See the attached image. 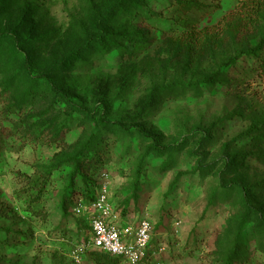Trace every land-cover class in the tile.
<instances>
[{
    "label": "rangeland",
    "instance_id": "374dc122",
    "mask_svg": "<svg viewBox=\"0 0 264 264\" xmlns=\"http://www.w3.org/2000/svg\"><path fill=\"white\" fill-rule=\"evenodd\" d=\"M118 1L0 0V31L21 43L0 42V264H66L88 226L67 198L64 160L94 124L65 118L45 78L93 112L101 136L82 158L87 175H108L122 223L150 221L151 244L165 246L154 262L224 264L237 240L231 264H264V55L251 54L264 0H128L107 17ZM100 21L112 43L70 56ZM102 111L139 114L128 125L162 145L190 140L163 166L166 155L145 154L150 140L102 127Z\"/></svg>",
    "mask_w": 264,
    "mask_h": 264
},
{
    "label": "trees",
    "instance_id": "16d2710c",
    "mask_svg": "<svg viewBox=\"0 0 264 264\" xmlns=\"http://www.w3.org/2000/svg\"><path fill=\"white\" fill-rule=\"evenodd\" d=\"M124 1L128 0H119L116 2L113 7L110 9L107 17H110L116 10L120 8L122 3ZM140 1V0H139ZM106 17V18H107ZM105 18V19H106ZM104 19V21H105ZM101 22V21H100ZM98 24V30H99V35L96 38H92L88 40L86 43L83 45L79 46L78 48L74 49L71 53L70 56H76L79 55L83 52H86L88 50L92 49L93 44H102V45H108L111 44L112 41L110 37L106 33V28L104 26V23L102 22ZM4 40H9L13 42V44L17 47L20 46V40L17 35H15L14 32L9 31V30H3L0 31V42ZM253 54V57H258L262 54L261 58H263L264 55V38L262 39L261 43L258 45V47L254 50L251 51ZM19 53H23L21 50H19ZM264 60V58H263ZM261 61L264 64V61ZM23 63H24V68L27 70L28 73L31 72V66L29 62V58L27 55H23ZM34 79L35 85L39 87L42 84L48 83L49 84V92L52 94L53 101L60 105L64 106L67 113L65 118H69L70 116H77V115H82L85 119L87 118L91 124H94L93 127L95 128L92 132L91 135L81 144L80 148L75 152L70 155H68L64 163H72L74 164L73 171L70 175V181H69V193H68V200L69 203L73 206L76 204L78 200H84L88 202L89 200L93 199L95 195V191L98 188V182L97 179H94V174L90 173L87 175V167L83 165L82 158H84V154L87 153L89 150L92 149L94 142L98 141L101 134L100 131L97 127L98 123L93 121V112H90L86 109H84L79 102L76 101V99L61 89L51 78H45L46 82L43 83L40 78V75L38 76H32ZM37 87H34L32 90H29L28 93H30L32 96H35V90H37ZM139 114L131 117V118H125V119H109L107 118V114L105 111H102L100 117H99V123H101L102 127L105 128H111L113 130H116L121 133L125 134H130L132 136H138L143 139L150 140L148 147L146 149L145 154L151 155L153 158H161L163 155H166L164 161L162 162V165H167L168 162H171L173 158V154L175 152H179L190 140V135H187L183 140L180 141L179 143H172V144H167V145H162L160 143V140L158 139L157 136H152L148 133H146L142 128L140 127H132L131 125H128L129 120H134L137 118ZM59 134V133H58ZM208 137L206 135H203L202 140L206 141ZM191 154H195L194 151L189 152ZM231 161H226L223 166L224 172H227V170L231 166ZM83 165V166H82ZM199 166V165H198ZM201 167V165H200ZM176 180V179H175ZM174 180V181H175ZM230 186H233L235 189L238 191H241L244 200L246 202V205L248 207V210L252 208L251 200H250V195L248 193L247 187L243 184H240L239 182H232ZM173 188V185L170 186L169 190ZM74 194L77 196L76 199H74ZM111 200V198H110ZM116 209V208H115ZM117 210V209H116ZM122 214V213H121ZM77 218L80 220V216H77ZM244 221V220H243ZM84 224V223H83ZM88 224V222H87ZM85 230V234L83 235L84 240H88L90 237V230L89 226H85L81 231L83 232ZM78 238V237H77ZM77 242V241H75ZM72 243L70 246V250L73 249L74 245L76 243ZM151 246H154L150 243ZM157 246V245H156ZM154 246V247H156ZM84 255H90V259L93 261L94 264H128L127 261L122 258V257H112L110 254L97 250V249H92L88 248ZM238 257V241L235 240L232 246L229 248L228 253L226 254L224 258V264H231L233 259H237ZM69 262V261H68ZM67 262V263H68ZM66 263V264H67Z\"/></svg>",
    "mask_w": 264,
    "mask_h": 264
},
{
    "label": "built area",
    "instance_id": "2783aa9c",
    "mask_svg": "<svg viewBox=\"0 0 264 264\" xmlns=\"http://www.w3.org/2000/svg\"><path fill=\"white\" fill-rule=\"evenodd\" d=\"M75 216L87 219L90 237L74 245L67 264H80L88 248L97 249L112 257H122L128 264H165L154 262L162 254L164 245H150L152 224L142 218L137 223H122L119 212L112 206L108 175L103 173L93 199L78 200L73 208Z\"/></svg>",
    "mask_w": 264,
    "mask_h": 264
}]
</instances>
